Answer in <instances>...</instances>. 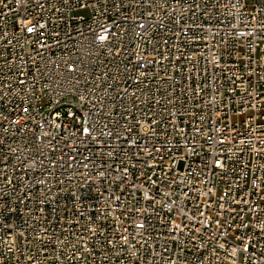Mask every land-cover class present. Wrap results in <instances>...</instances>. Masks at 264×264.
<instances>
[{
	"label": "built area",
	"instance_id": "obj_1",
	"mask_svg": "<svg viewBox=\"0 0 264 264\" xmlns=\"http://www.w3.org/2000/svg\"><path fill=\"white\" fill-rule=\"evenodd\" d=\"M0 264H264V0H0Z\"/></svg>",
	"mask_w": 264,
	"mask_h": 264
}]
</instances>
